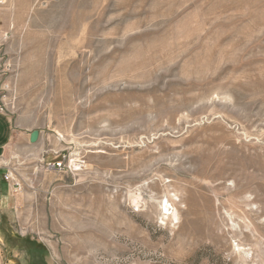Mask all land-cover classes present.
<instances>
[{
  "label": "rangeland",
  "instance_id": "374dc122",
  "mask_svg": "<svg viewBox=\"0 0 264 264\" xmlns=\"http://www.w3.org/2000/svg\"><path fill=\"white\" fill-rule=\"evenodd\" d=\"M0 103V264H264V0H0Z\"/></svg>",
  "mask_w": 264,
  "mask_h": 264
},
{
  "label": "crops",
  "instance_id": "0c3cea01",
  "mask_svg": "<svg viewBox=\"0 0 264 264\" xmlns=\"http://www.w3.org/2000/svg\"><path fill=\"white\" fill-rule=\"evenodd\" d=\"M7 120H8V118H7ZM7 120L5 119L6 122H7ZM2 121H3V118L0 115V160H1L2 156H3V150H4L5 146L8 145V143L10 141V133H9V129H8V128H10V126H8L7 124L5 125L6 122L2 123ZM39 137H40V131H39ZM3 187H6V185L5 184L1 185V189L2 190L4 189ZM4 192L5 191L3 190V193L0 192V194L4 195ZM43 255L44 254L42 253L41 254L42 264H47V261L45 259V255L44 256Z\"/></svg>",
  "mask_w": 264,
  "mask_h": 264
},
{
  "label": "built area",
  "instance_id": "2783aa9c",
  "mask_svg": "<svg viewBox=\"0 0 264 264\" xmlns=\"http://www.w3.org/2000/svg\"><path fill=\"white\" fill-rule=\"evenodd\" d=\"M0 111H2V104L0 103ZM71 166H74L73 164H66L65 162V157L63 156L62 159L60 161H55V162H52V163H47V168L48 169H53V170H65V169H69L70 170V167ZM6 177H10L9 174H7Z\"/></svg>",
  "mask_w": 264,
  "mask_h": 264
},
{
  "label": "water",
  "instance_id": "95a60500",
  "mask_svg": "<svg viewBox=\"0 0 264 264\" xmlns=\"http://www.w3.org/2000/svg\"><path fill=\"white\" fill-rule=\"evenodd\" d=\"M38 137H39V130L34 129L29 134V141L31 143H35L37 141Z\"/></svg>",
  "mask_w": 264,
  "mask_h": 264
},
{
  "label": "bare ground",
  "instance_id": "6f19581e",
  "mask_svg": "<svg viewBox=\"0 0 264 264\" xmlns=\"http://www.w3.org/2000/svg\"><path fill=\"white\" fill-rule=\"evenodd\" d=\"M167 205V204H166ZM168 212V211H167Z\"/></svg>",
  "mask_w": 264,
  "mask_h": 264
}]
</instances>
